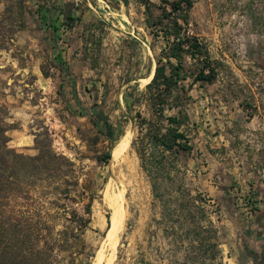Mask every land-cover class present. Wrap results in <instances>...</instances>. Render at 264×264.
Masks as SVG:
<instances>
[{
  "label": "rangeland",
  "instance_id": "rangeland-1",
  "mask_svg": "<svg viewBox=\"0 0 264 264\" xmlns=\"http://www.w3.org/2000/svg\"><path fill=\"white\" fill-rule=\"evenodd\" d=\"M192 1L189 32L218 62V74L189 90L192 150L178 155L172 183L183 188L162 197L153 196L138 155H146L140 119L151 118L145 85L163 46L144 27L143 7L136 0H23L19 27L17 12L3 16L0 2V104L8 112V145L33 156L35 140L48 142L73 162L77 185L62 203L88 219L85 248L73 264L110 254L112 214L120 207L110 264H131L138 246H152L162 209L172 213L168 225L207 226L209 255L220 253V264H264V0ZM68 13L79 17L72 28L65 25ZM184 66H193L187 56ZM91 110L102 112L117 135L107 163L99 157L110 142L90 120Z\"/></svg>",
  "mask_w": 264,
  "mask_h": 264
},
{
  "label": "trees",
  "instance_id": "trees-1",
  "mask_svg": "<svg viewBox=\"0 0 264 264\" xmlns=\"http://www.w3.org/2000/svg\"><path fill=\"white\" fill-rule=\"evenodd\" d=\"M1 1L5 3L3 16L17 12V26L23 27V0ZM136 2L143 7L144 27L154 38L163 40L154 72L145 85L151 118L142 117L138 125L140 132L144 130L139 143L146 152L143 155L138 151L141 167L153 196L162 197L167 191H182L181 184L172 183L179 171L178 155L192 150L186 127L190 120L185 106L191 99L189 90L195 83H212L218 74V62L211 58L206 45L189 32L192 0H160L157 6L150 0ZM78 19L66 14V27L72 28ZM93 43L98 52L99 35ZM186 56L192 69L184 66ZM189 76L191 82L186 84ZM124 99L127 103V95ZM166 109H175L176 114L166 116ZM89 112L93 125L110 142L109 150L99 157V161L107 163L117 135L102 112ZM7 115L0 104V264H60L63 260L73 264L84 251L82 230L88 224V219L62 203L69 189L77 185L74 164L48 142L35 140L38 152L33 156L9 147ZM168 202L162 200L163 205ZM86 212L89 213V203ZM189 219L195 221L196 217L190 214ZM193 234H200V230L195 227Z\"/></svg>",
  "mask_w": 264,
  "mask_h": 264
},
{
  "label": "crops",
  "instance_id": "crops-1",
  "mask_svg": "<svg viewBox=\"0 0 264 264\" xmlns=\"http://www.w3.org/2000/svg\"><path fill=\"white\" fill-rule=\"evenodd\" d=\"M167 210L162 209L161 220L155 225L159 234L153 238L152 246L147 249L138 246L137 255L131 264H220L221 259H224L222 255L219 257L220 253L209 255L208 243L203 236L207 226L202 225V222L192 225L189 221H181L178 225L170 222L172 225H168ZM195 227L200 230V234H193ZM213 244L216 248L220 246L219 242Z\"/></svg>",
  "mask_w": 264,
  "mask_h": 264
},
{
  "label": "bare ground",
  "instance_id": "bare-ground-1",
  "mask_svg": "<svg viewBox=\"0 0 264 264\" xmlns=\"http://www.w3.org/2000/svg\"><path fill=\"white\" fill-rule=\"evenodd\" d=\"M121 142H122V138L119 140V143H121ZM120 185H121V187H120V190H119L118 194L120 195V198H121V201H122V199H123L122 196H123V193L125 191L124 181L123 182L121 181ZM126 189H127V187H126ZM109 195H111V193L109 194V192H108V197H109ZM107 201H110V199H108ZM122 218H123V214H122L121 207H120V210H118L117 214H115V213L112 214V222H113V224H112V227H111L110 238H109L110 239L109 248H111L110 249L111 252H110V254L108 256H107V254H105V255L103 253L101 254V255H103L105 257V263L104 264H110L111 263V259H112L113 253H114V246H115V242H116V230H118V228H120L121 222H122ZM99 258L101 259V257H98V255H97L96 258H95V263L94 264H96V262L100 263Z\"/></svg>",
  "mask_w": 264,
  "mask_h": 264
},
{
  "label": "water",
  "instance_id": "water-1",
  "mask_svg": "<svg viewBox=\"0 0 264 264\" xmlns=\"http://www.w3.org/2000/svg\"><path fill=\"white\" fill-rule=\"evenodd\" d=\"M95 258H96V257H95ZM104 263H105L104 256L101 258L100 263H97V262H96V264H104Z\"/></svg>",
  "mask_w": 264,
  "mask_h": 264
}]
</instances>
